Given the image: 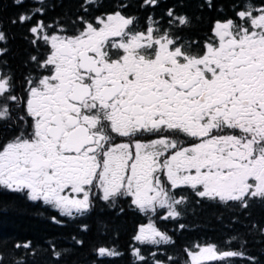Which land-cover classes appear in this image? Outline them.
Returning <instances> with one entry per match:
<instances>
[{
  "label": "snow or ice",
  "instance_id": "6c2138e0",
  "mask_svg": "<svg viewBox=\"0 0 264 264\" xmlns=\"http://www.w3.org/2000/svg\"><path fill=\"white\" fill-rule=\"evenodd\" d=\"M95 4L84 0L81 7L87 12L85 5ZM31 19L18 17L21 24ZM71 23V34L48 35L42 21L29 29L33 44L42 39L50 46L39 64L48 74L26 80L31 123L20 116L19 132L0 143V189L26 190L30 200L65 215L87 210L93 188L104 201L129 197L142 211L167 208L171 218L179 216L174 206L185 203L172 194L182 186L244 208L253 198L264 202V2L217 20L195 50L168 30H133L134 18L120 10ZM13 88L9 77H0V98L17 102ZM9 118L5 103L0 120ZM135 239L170 240L151 223ZM187 255L190 264H202L243 253L208 245Z\"/></svg>",
  "mask_w": 264,
  "mask_h": 264
},
{
  "label": "trees",
  "instance_id": "16d2710c",
  "mask_svg": "<svg viewBox=\"0 0 264 264\" xmlns=\"http://www.w3.org/2000/svg\"><path fill=\"white\" fill-rule=\"evenodd\" d=\"M210 2L211 7L209 0H158L155 5L146 4L145 0H96L94 6L85 5V12L81 7L84 0H24L21 4L0 0V32L5 37L0 40V76L10 78L14 85L11 94L19 98L17 102L0 98V106L7 103L10 109V118L0 120V143L19 132L23 126L20 116H25L30 124L22 108L26 80L47 73L39 64L46 58L48 46L42 39L33 44L36 37L29 31L38 21L43 22L47 34L64 33L62 29L71 34V21L78 16L94 19L120 10L126 17L134 18L133 30L140 31L151 22L160 30L157 34L168 30L193 42L195 50L211 36L217 20L235 18L246 3L258 7L264 0ZM38 8L43 11L37 12ZM170 9L174 17H169ZM21 14L32 19L21 24ZM180 16L187 17L190 23L180 25L175 19ZM33 56L36 61L31 59ZM172 194L177 199L186 197L185 203L174 206L179 212L175 218L167 216V208L157 207L152 213L142 211L125 196L114 202L104 201L95 188L90 193L91 206L81 212L73 210L72 215L63 214L43 200H30L25 191L0 189V264H190L187 251L194 245H214L218 253H243L207 264H264V202L259 198L251 199L244 208L238 202L198 197L195 190L186 186L173 189ZM149 223L170 240H136L138 228ZM25 243L28 248L23 247ZM100 248L116 255L101 256Z\"/></svg>",
  "mask_w": 264,
  "mask_h": 264
},
{
  "label": "rangeland",
  "instance_id": "374dc122",
  "mask_svg": "<svg viewBox=\"0 0 264 264\" xmlns=\"http://www.w3.org/2000/svg\"><path fill=\"white\" fill-rule=\"evenodd\" d=\"M149 25H151V22H147V24H146V27L144 28V29H142V30H140V31H145L146 30V28L149 26ZM153 26V25H152ZM154 27V26H153ZM52 34H58V35H61V33H50V34H48V35H52ZM159 35V34H158ZM48 46V52H49V49H50V46L49 45H47ZM48 54V53H47ZM1 77V76H0ZM161 179L164 181V183H166L167 184V181H166V177H161ZM66 194H68V193H66ZM159 208V207H158ZM152 211L153 210H149V211H146V212H148V213H152ZM155 211V210H154ZM146 225H148V224H144V225H142V226H146ZM142 226H140L139 228H138V231H139V229L142 227ZM139 233V232H138ZM157 239H159V238H157ZM204 246H208V245H194L191 249H190V251H193V252H195V251H199V247H204ZM209 261H204V262H202V264H207Z\"/></svg>",
  "mask_w": 264,
  "mask_h": 264
},
{
  "label": "flooded vegetation",
  "instance_id": "af4514ba",
  "mask_svg": "<svg viewBox=\"0 0 264 264\" xmlns=\"http://www.w3.org/2000/svg\"><path fill=\"white\" fill-rule=\"evenodd\" d=\"M62 34H65V33H61V35ZM211 34H212V32H211ZM203 46V45H202ZM46 74H48V73H46ZM46 74H44V75H46ZM26 100H27V92H26V96H25V99H24V104L22 105V108L24 109V112H25V103H26ZM29 118V117H28ZM29 121H30V123H31V119L29 118ZM152 138H154V137H151V136H146L144 139H152ZM181 140H184L185 138L181 135L180 137H179ZM124 138H117V140H116V142L117 143H119V142H121L122 140H123ZM25 192H26V190H24ZM66 193H68V195H73V194H71L70 193V191H68V190H66V192H65V194Z\"/></svg>",
  "mask_w": 264,
  "mask_h": 264
}]
</instances>
